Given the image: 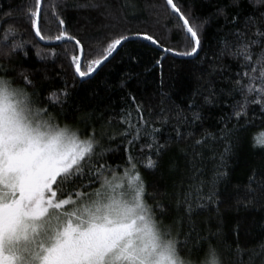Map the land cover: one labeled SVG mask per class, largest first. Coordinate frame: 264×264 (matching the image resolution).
I'll use <instances>...</instances> for the list:
<instances>
[{"label": "snow or ice", "instance_id": "6c2138e0", "mask_svg": "<svg viewBox=\"0 0 264 264\" xmlns=\"http://www.w3.org/2000/svg\"><path fill=\"white\" fill-rule=\"evenodd\" d=\"M164 4L176 17L172 29L175 44L166 45L148 31L108 33L99 43L98 54L88 59L86 57H90L91 52L86 51L81 38L68 31L57 0L50 4V13L58 25L55 36L42 34L44 0H21L18 4H9L8 11L0 6L2 40L4 43L12 40L3 57L9 59L18 50L24 51L26 42L15 40L19 22L40 40L74 42L73 51L65 54L74 79L83 82L93 78L120 47L134 38L141 39L162 50L161 57L155 60L161 68L162 87L163 53L178 57L198 55L204 46L203 30L213 17L217 18V23L222 17L224 24L220 31L225 35L221 54L239 61V70L233 74L237 79L222 89H217L215 81L209 79L194 92V96L202 97L200 107H215L218 101L229 107L231 111L226 120L221 119L225 123L235 119L236 124L230 129H222L221 136L232 137L233 144H242L249 138L248 129L253 126V121L247 119L250 106L253 112L259 109L260 121L264 123V0H248L247 4L245 0H220L214 11L203 18L182 10L175 0H164ZM74 6L98 7L95 3ZM230 8L232 13L228 11ZM24 55H28L27 51ZM49 55L55 57L57 53L52 49ZM37 56H40L39 52ZM128 60L133 66L139 63L135 55L130 54ZM34 75L36 70L17 72L15 66L8 68L0 63V264H225L215 245L209 243L205 248L202 237H198L197 243L188 250L189 258L181 256V245L188 247L192 231L185 234L183 241L180 240L183 216L180 218L181 227L173 235L172 225L165 228L156 219L155 208H160L159 214L163 215V205L147 204V184L137 165L143 164L146 170L160 168L166 144L159 143L160 129L145 117L144 105L136 101L135 95L130 94V100L135 105L136 119L133 120L131 113L125 110L119 117L122 130L109 137L110 143L119 140L118 147L125 153V167L119 172V166L112 168L102 163L108 149L101 147V151L96 152L101 141L97 139L95 129L81 137L78 129L53 122L48 109L58 111V105L62 107L69 102L71 94L67 82L64 88L52 89L47 96L41 97L39 103L45 106L37 107V101L32 99L36 93L26 90L35 88V81L31 78ZM219 75L226 78L223 70ZM131 78L130 74L128 79ZM17 79L24 87L14 86ZM227 79L231 80V75ZM127 82L121 80L116 87L122 90ZM237 93L240 99L235 98ZM229 99L234 102L228 104ZM190 107H197L194 100ZM193 119L202 120L203 114L193 112ZM182 135L177 128V138ZM211 135L205 133V137L195 140L194 147L200 146ZM251 140L253 147L264 151V131L251 134ZM141 141H144L139 149L141 157L145 148L149 150L146 160L133 154L135 145ZM225 151H228L227 147ZM153 155L156 159L152 158ZM196 155L194 153V158ZM194 165L195 159L192 167L180 176L181 187L185 179L192 183L184 198L177 200L178 208H182L188 217L198 209L210 205L218 207L223 202L216 184L228 174L217 172L211 181H197L196 177L202 173ZM177 169L176 163L168 162L170 173ZM105 172L111 175H105ZM251 183L250 178L249 185ZM206 184L208 192L203 195ZM259 187L264 190V182ZM255 191L249 186L241 195L237 189L234 194L237 208H249L253 202L259 203L252 195ZM235 231L237 251H240L239 223ZM259 248L264 253V242ZM252 251L255 255V250ZM193 255L195 259L191 258Z\"/></svg>", "mask_w": 264, "mask_h": 264}, {"label": "trees", "instance_id": "16d2710c", "mask_svg": "<svg viewBox=\"0 0 264 264\" xmlns=\"http://www.w3.org/2000/svg\"><path fill=\"white\" fill-rule=\"evenodd\" d=\"M20 2L21 0H0V6L8 11L9 4ZM175 2L182 10L203 18L214 11L220 0ZM44 3L42 34L55 36L58 34V25L50 13L52 0H44ZM57 3L63 18L67 21L68 31L81 38L86 51L91 52V56L86 59L94 58L98 54L99 43L108 33L148 31L166 45L175 44V33L172 29L177 21L176 17L171 15V10L165 7L164 0H57ZM87 3H95L98 7L74 6ZM247 3L248 0H245V4ZM228 11L232 13L233 9L230 8ZM216 21L217 18L213 17L203 30L204 46L198 55L178 57L172 53H163L162 87L161 68L155 64V60L161 57L162 50L151 42L135 38L120 47L96 71L93 78L82 82L79 78L74 79L73 70L65 54L66 51L67 53L73 51L74 42L64 40L44 44L28 27L17 22L18 34L15 40L26 42L24 51H27L28 55L25 56L24 51L18 50L9 59H5L3 54L8 52L12 40L4 43L3 34L0 32V63L8 68L15 66L17 72L36 70V75L31 77L35 81V88L26 90L29 93H36L32 99L37 101L35 105L37 107L45 106L39 103L41 97L47 96L52 89L64 88L67 82L71 94L69 102L62 107L58 105V111L49 108V114L56 123L71 125L78 129L81 137L87 136L95 129L97 139L101 141V146L96 148V152L99 153L101 147L108 149L102 163L112 168L119 166V172L125 167V153L118 147L120 141L110 143L109 137L122 130L119 117L125 110L131 113L133 120L136 119L135 105L130 100V94L135 95L136 101L144 105L145 117L155 128L160 129L157 136L159 143L166 144L160 168L146 170L143 164L137 165L147 184L145 200L148 205H163V215L159 214L160 208H155L156 219L161 221L165 228L172 225L173 235L181 227L180 218L183 216L180 240L183 241L185 234L192 231L188 247L181 245V256L189 258L188 250L197 243L198 237H202L205 248L209 243L215 245L225 264H264V253L259 248V244L264 242V190L259 187L264 182V151L253 147L251 140V134L264 131L259 109L253 112L252 107L249 108L247 119L253 121V126L248 129L249 138L242 144H233L232 137L221 136L222 129H230L236 124L235 119L227 123L221 119L224 117L226 120L231 109L219 101L215 107H200L202 97L194 96V92L209 79L215 81L217 89L227 88L237 79L233 74L239 70V61L227 54H221L225 33L220 31V28L224 20L220 17L219 22ZM52 49L57 53L55 57L49 55ZM37 52L40 56H37ZM130 54L139 58V63L135 66L128 60ZM221 70L225 79L219 75ZM130 74L132 78L129 80ZM230 75L231 80L227 79ZM121 80L128 81L122 90L116 87ZM14 86L24 87L19 79ZM235 98L240 99L239 93ZM193 100L197 104L196 108L190 107ZM233 102L231 99L227 100L228 104ZM193 112L202 113L203 119L194 120ZM177 128L183 133L179 138L176 136ZM205 133L213 135L206 137L200 146L194 147L193 142L205 137ZM142 143L144 141L135 145L133 154L138 159L146 160L149 150L145 148L141 157L139 149ZM226 147L228 151H225ZM194 153L198 154L195 158ZM152 158L156 159L154 155ZM193 159L195 168L201 169L202 173L196 177L197 181H211L217 172L228 174L216 184V189L222 193L223 202L218 207L205 206L188 217L184 215L182 208H178L177 200L184 198V193L192 183L185 179L183 187L180 186V176L185 174L187 168L192 167ZM169 161L178 165L175 173L168 171ZM105 175L110 176L111 173L105 172ZM249 186L256 190L252 195L258 198L259 203L253 202L249 208L242 206L237 208L234 195L236 190L239 189L243 195ZM207 192L206 184L202 194L207 195ZM193 199L195 200V192ZM237 223L240 251H237L236 243ZM252 250H255V255ZM191 258L195 259V255Z\"/></svg>", "mask_w": 264, "mask_h": 264}, {"label": "water", "instance_id": "95a60500", "mask_svg": "<svg viewBox=\"0 0 264 264\" xmlns=\"http://www.w3.org/2000/svg\"><path fill=\"white\" fill-rule=\"evenodd\" d=\"M39 39V38H38ZM44 44H53V43H57L60 41H55V40H41Z\"/></svg>", "mask_w": 264, "mask_h": 264}, {"label": "rangeland", "instance_id": "374dc122", "mask_svg": "<svg viewBox=\"0 0 264 264\" xmlns=\"http://www.w3.org/2000/svg\"><path fill=\"white\" fill-rule=\"evenodd\" d=\"M53 122L54 123H56L54 120H53ZM60 125V124H59ZM64 125H66V124H64ZM64 125H60V126H64ZM69 126H71V125H69ZM73 129H75L73 126H71ZM123 172V171H122ZM126 190V189H125Z\"/></svg>", "mask_w": 264, "mask_h": 264}]
</instances>
